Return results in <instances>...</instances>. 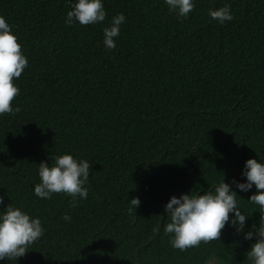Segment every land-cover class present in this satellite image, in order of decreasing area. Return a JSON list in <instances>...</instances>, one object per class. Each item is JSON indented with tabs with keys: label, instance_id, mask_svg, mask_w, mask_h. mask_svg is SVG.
<instances>
[{
	"label": "trees",
	"instance_id": "obj_1",
	"mask_svg": "<svg viewBox=\"0 0 264 264\" xmlns=\"http://www.w3.org/2000/svg\"><path fill=\"white\" fill-rule=\"evenodd\" d=\"M253 175L264 0H0V264H264Z\"/></svg>",
	"mask_w": 264,
	"mask_h": 264
},
{
	"label": "water",
	"instance_id": "obj_2",
	"mask_svg": "<svg viewBox=\"0 0 264 264\" xmlns=\"http://www.w3.org/2000/svg\"><path fill=\"white\" fill-rule=\"evenodd\" d=\"M252 178H253V180H254V181L256 182V184H257V187H258L259 192H260V196H261V197H264L263 188H262V186L260 185V183L257 181L256 175H253ZM188 199H190V198H187V197H181L180 199H178V200L172 202V203L168 206L167 209H174V208L177 207L179 204H181V202H182L183 200H188ZM257 236L260 237V238L264 241V225H263V227H262L260 230L257 231ZM262 251H264V245H263V247H262Z\"/></svg>",
	"mask_w": 264,
	"mask_h": 264
}]
</instances>
